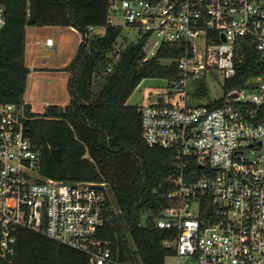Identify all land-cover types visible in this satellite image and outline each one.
Here are the masks:
<instances>
[{"label": "built area", "instance_id": "2783aa9c", "mask_svg": "<svg viewBox=\"0 0 264 264\" xmlns=\"http://www.w3.org/2000/svg\"><path fill=\"white\" fill-rule=\"evenodd\" d=\"M108 1L110 16L140 39L148 35L145 60L163 45L183 51L179 78L140 109L145 143L175 153L178 173L161 195L168 206L155 218L168 234L166 260L264 264V0ZM5 26L0 0V30ZM247 41L263 72L227 91ZM207 80H222L225 104L215 110L189 103L204 98L198 93ZM27 119L24 105L0 104V259L16 255L17 233L25 230L84 253L89 264H127L106 237L122 214L110 186L42 176Z\"/></svg>", "mask_w": 264, "mask_h": 264}, {"label": "trees", "instance_id": "16d2710c", "mask_svg": "<svg viewBox=\"0 0 264 264\" xmlns=\"http://www.w3.org/2000/svg\"><path fill=\"white\" fill-rule=\"evenodd\" d=\"M28 1L1 0L6 26L0 30V104L25 106L27 136L39 151L42 176L110 186L122 211L116 227L106 235L116 259L127 264H165L171 255L164 246L168 234L156 228L155 218L168 206L161 195L172 189L166 180L178 173L175 153L145 143L141 108L128 101L147 79L176 81L183 51L163 45L145 60L148 35L116 49L123 29L111 24L108 0H39L34 24L29 22ZM28 26L72 28L81 35L77 53L64 69L70 73V104L65 108L50 105L39 114L26 103L31 74L26 64ZM98 28H104L105 34H94ZM237 70L227 91L244 88L263 72L251 42L243 46ZM99 79L102 83L96 87ZM198 94L208 97L204 84ZM224 104V100L210 101L208 107L215 110ZM17 237L16 255L0 259V264H89L84 253L40 234L21 230Z\"/></svg>", "mask_w": 264, "mask_h": 264}, {"label": "rangeland", "instance_id": "374dc122", "mask_svg": "<svg viewBox=\"0 0 264 264\" xmlns=\"http://www.w3.org/2000/svg\"><path fill=\"white\" fill-rule=\"evenodd\" d=\"M110 22L113 26L121 27L123 29L122 35L118 40L116 49L126 47L131 43H137L140 40V34L138 30L129 28L123 18L111 15ZM96 35H104L105 29L98 28L93 31ZM47 39H51L54 42V46H47L44 42ZM40 40L43 44L37 45L36 49L40 54L45 55L44 59L47 60L50 68L58 69L48 75H42L41 78H31L29 89L26 93V97L29 102L32 103L33 110L36 113H43L45 106L51 104L52 99L63 100L64 98H70L68 90V77L62 73L63 68L68 67L74 59L79 44L81 43V35L72 28H60V27H45L40 29L39 27L30 26L28 31V41ZM80 40V42H79ZM155 38L152 39V42ZM102 83L99 79L96 83V87ZM205 87L208 89V97L202 99H189V103L192 105H206L210 101H220L224 98V90L222 86V80L215 82L213 80H207ZM169 82L163 79H147L137 88L133 96L128 101V105L143 107L145 104H150L156 101L159 95H163V91L167 89ZM150 89L152 95L148 96L146 91ZM196 90L195 85H191L189 89L190 95H193ZM172 259H167L166 264H172Z\"/></svg>", "mask_w": 264, "mask_h": 264}, {"label": "crops", "instance_id": "0c3cea01", "mask_svg": "<svg viewBox=\"0 0 264 264\" xmlns=\"http://www.w3.org/2000/svg\"><path fill=\"white\" fill-rule=\"evenodd\" d=\"M29 28H30V26H28L26 29V64L31 69V74L29 77L27 91H28L29 86H30L31 78H33L32 76H34V78L35 77L41 78L40 76H42V75H48V74H51V73L56 72L58 70V69L50 68L49 66H47L48 62H47V60L44 59L45 55L40 54L39 50L36 49L37 45L43 44L42 41H40V40H33L30 42L28 41ZM54 28H56V27H54ZM40 29H43V28H40ZM48 41H53V40L47 39L46 42H44V43L46 44ZM79 42H80V40H79ZM65 68H67V67H65ZM65 68H63V69H65ZM62 73H64L68 77V82H69L70 73L67 71H63ZM25 100H26V103H28L32 106V103L28 101L27 97H25ZM51 101H52L51 104H47L45 106V108L47 106H50V105H58V106L65 108L70 104V98H67V99L64 98L63 100L52 99ZM32 108H33V106H32Z\"/></svg>", "mask_w": 264, "mask_h": 264}, {"label": "water", "instance_id": "95a60500", "mask_svg": "<svg viewBox=\"0 0 264 264\" xmlns=\"http://www.w3.org/2000/svg\"><path fill=\"white\" fill-rule=\"evenodd\" d=\"M28 18L31 24L36 23L38 18L39 0H29Z\"/></svg>", "mask_w": 264, "mask_h": 264}]
</instances>
